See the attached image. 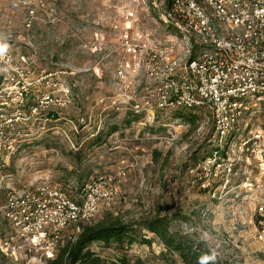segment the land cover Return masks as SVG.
Returning a JSON list of instances; mask_svg holds the SVG:
<instances>
[{"label": "rangeland", "instance_id": "rangeland-1", "mask_svg": "<svg viewBox=\"0 0 264 264\" xmlns=\"http://www.w3.org/2000/svg\"><path fill=\"white\" fill-rule=\"evenodd\" d=\"M163 3L168 7L166 0H0V46H6L0 49V65H5V54L15 62L23 55L30 78L60 72L72 95L70 102L30 115L38 90L43 92L35 87L25 114L5 125L13 147L0 151V202L9 192L44 181L59 183L74 194L88 179L116 171L122 160L129 164L136 160L119 185L116 202L93 220L106 213L126 220L165 216L172 231L214 254L215 264H264V239L259 238L260 234L264 238V211L259 210L264 206V153L236 155L241 160L228 185L202 191L195 182V166L212 147L209 110H197L200 118L194 124L178 116L188 109L159 113L150 122L110 105L117 92L119 57V35L112 26L124 27L133 13L142 30L161 42L172 39L173 32L159 18ZM96 30L109 42L101 52L92 53L83 43ZM181 48L182 42L177 49ZM12 111L0 105L4 119ZM246 121L249 128L264 132V106L247 115ZM113 127L117 130L110 133ZM263 144L264 140L255 146ZM5 231L3 224L1 239ZM141 237L150 243L139 241L127 250L101 243L91 248L108 259L124 256L127 264H183L155 234L142 230ZM38 261L0 250V264Z\"/></svg>", "mask_w": 264, "mask_h": 264}, {"label": "built area", "instance_id": "built-area-1", "mask_svg": "<svg viewBox=\"0 0 264 264\" xmlns=\"http://www.w3.org/2000/svg\"><path fill=\"white\" fill-rule=\"evenodd\" d=\"M153 4L159 8L157 1ZM159 18L173 32L169 34L172 39L161 42L142 30L133 13L124 27L112 26L119 35V57L117 92L110 97V105L150 122L159 113L209 110L212 147L195 166V182L202 191L225 187L237 172L241 159L236 155L264 153V144L263 148L255 146L264 140V132L249 128L246 121L247 115L264 106V0H172L168 7L163 3ZM92 36L83 47L101 52L109 40L98 30ZM181 42L182 48L177 49ZM2 61L0 105L13 111L6 119L0 114V151L13 147L5 125L25 114L35 87H42L43 92L38 90L30 115L59 107L72 97L60 72L32 79L25 56L15 62L5 54ZM136 164V160L130 164L122 160L116 171L88 179L74 194L50 181L9 192L0 202V226L7 227L0 250L48 264L66 242V235L74 240L81 224L116 202L119 185ZM259 210L264 211V206ZM259 238L264 239L262 234Z\"/></svg>", "mask_w": 264, "mask_h": 264}, {"label": "trees", "instance_id": "trees-1", "mask_svg": "<svg viewBox=\"0 0 264 264\" xmlns=\"http://www.w3.org/2000/svg\"><path fill=\"white\" fill-rule=\"evenodd\" d=\"M172 0H166L170 6ZM3 75H0V83ZM55 117L56 114H51ZM194 124L200 118L197 110H188L178 115ZM117 127H113L110 133ZM142 230L155 234L168 252L179 256L183 264H200L201 257L210 256L206 248L197 245L191 239L170 229L165 216H153L140 220H126L123 216L106 213L98 220L81 224V230L74 240H67L60 248L56 257L48 264H127L124 256L116 258L103 257L91 248L94 243L104 247L127 250L136 242L150 243L146 237H141ZM142 264V263H141ZM208 264H215L212 260Z\"/></svg>", "mask_w": 264, "mask_h": 264}, {"label": "clouds", "instance_id": "clouds-1", "mask_svg": "<svg viewBox=\"0 0 264 264\" xmlns=\"http://www.w3.org/2000/svg\"><path fill=\"white\" fill-rule=\"evenodd\" d=\"M3 47H6V46H0V49H2ZM212 259H214V254L212 256L201 257L200 264H208V262Z\"/></svg>", "mask_w": 264, "mask_h": 264}]
</instances>
